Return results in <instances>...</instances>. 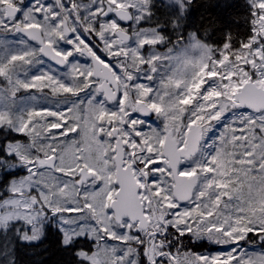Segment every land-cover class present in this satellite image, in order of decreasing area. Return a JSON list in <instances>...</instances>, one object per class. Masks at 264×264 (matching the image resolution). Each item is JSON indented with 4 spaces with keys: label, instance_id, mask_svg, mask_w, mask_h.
Wrapping results in <instances>:
<instances>
[{
    "label": "snow or ice",
    "instance_id": "snow-or-ice-1",
    "mask_svg": "<svg viewBox=\"0 0 264 264\" xmlns=\"http://www.w3.org/2000/svg\"><path fill=\"white\" fill-rule=\"evenodd\" d=\"M193 7L0 0V264H264V0Z\"/></svg>",
    "mask_w": 264,
    "mask_h": 264
},
{
    "label": "trees",
    "instance_id": "trees-1",
    "mask_svg": "<svg viewBox=\"0 0 264 264\" xmlns=\"http://www.w3.org/2000/svg\"><path fill=\"white\" fill-rule=\"evenodd\" d=\"M243 0H194L192 9V20L201 26L207 25L209 21L216 24L209 39L216 41L220 33L226 28L238 31L241 25L235 22L236 17L243 13ZM42 255H35L31 252H22L23 264H33V261L40 260L43 264H63L66 258L59 250L55 236H49L42 246Z\"/></svg>",
    "mask_w": 264,
    "mask_h": 264
},
{
    "label": "flooded vegetation",
    "instance_id": "flooded-vegetation-1",
    "mask_svg": "<svg viewBox=\"0 0 264 264\" xmlns=\"http://www.w3.org/2000/svg\"><path fill=\"white\" fill-rule=\"evenodd\" d=\"M152 123L155 125L156 122L153 120Z\"/></svg>",
    "mask_w": 264,
    "mask_h": 264
}]
</instances>
